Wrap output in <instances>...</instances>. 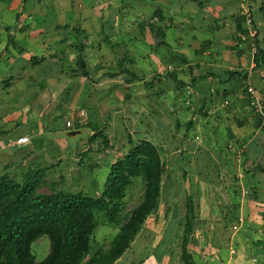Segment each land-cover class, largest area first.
I'll return each mask as SVG.
<instances>
[{"label":"crops","instance_id":"1","mask_svg":"<svg viewBox=\"0 0 264 264\" xmlns=\"http://www.w3.org/2000/svg\"><path fill=\"white\" fill-rule=\"evenodd\" d=\"M250 2L256 42L264 53V0ZM92 17L100 28L97 34L87 28L96 27ZM245 32L238 0H0V88L9 98L0 103H13L17 112L0 116V131L12 117L20 122L19 112L32 103L35 85L42 96L54 89L70 94L68 80L81 79L74 116L72 109L53 116L91 126L93 132L95 124L108 128L117 112L110 107L101 112L102 102L122 108L131 99L132 86L143 84L161 96L149 100L156 109L171 103L172 113L162 112V118L155 112L153 128L146 124L126 134L125 152L130 142L146 140L159 148L166 174L184 171V184L169 186L184 187V202H193L195 222L188 243L193 264H264V126L253 116L245 92L251 84L264 98V71L251 61L250 43L242 41ZM87 36L88 44L82 42ZM99 70L112 83L100 98V78L92 77ZM114 87L126 92L120 102L111 94ZM188 88L194 91L191 109L179 102ZM73 89L76 94L77 87ZM226 100L229 105L222 107ZM64 101L69 102L68 96ZM125 108L119 112L123 125V117L130 115ZM84 115L87 119H81ZM142 115L148 113L136 115L144 124ZM22 136L32 135L2 133L0 156L6 153V140L16 143ZM174 138L177 147L167 149ZM175 193L169 198L172 212L180 202ZM182 231L176 234L180 239ZM155 264L179 262L162 258Z\"/></svg>","mask_w":264,"mask_h":264},{"label":"rangeland","instance_id":"2","mask_svg":"<svg viewBox=\"0 0 264 264\" xmlns=\"http://www.w3.org/2000/svg\"><path fill=\"white\" fill-rule=\"evenodd\" d=\"M92 18L95 20L94 24L96 27H93L92 25L91 28H87L89 29V32L95 30L97 34V31L100 28L96 23L95 17ZM107 32H109V30H107ZM88 39L87 36L82 42L88 44ZM69 69H71V67H69ZM102 72H104V70H99L97 74L92 76L94 78H100L98 81V87H101L102 90L97 92L98 97L102 94H108V92H110L108 89L112 86V83H107L109 78L103 76ZM79 80H68L73 85L71 93L74 92L73 88L77 87V89H75L76 94L73 93L72 95L71 93H66L65 89H54L52 91H45L42 96V92L40 93L39 90L40 86H33L38 89L33 91L34 97L31 99L32 103H30L28 108L24 107L22 111L19 112L20 122L16 124V122L12 121L15 117H12L13 119L9 120L11 122L4 123V132L0 131V135L2 133L12 132L15 134L16 138L19 134L32 135L31 139L28 138L29 142L22 144L21 146L15 145L14 138L6 140V153L3 157L0 156V176L7 171V167H5L6 162L9 161L10 158L11 160L13 158L19 161H17L18 163H15V160L12 161L10 163L12 165H9L10 167L8 171L17 180L20 179V175L28 168L46 169V172H44V174H46V184L40 189V192L49 193L52 183H56L57 186L55 188L57 190L64 189L68 192H81L86 195L92 194L96 196L102 190L106 177L110 172L111 163L115 160L121 159V157L124 156V153H127L125 152L127 149L126 134H131L130 132L133 133L135 131L138 132L139 128L143 130L146 124L148 126L150 124V127L153 128L155 122L153 114H157L155 112L160 113L162 118L164 117L162 112L166 114L172 113L171 111L173 108L171 103L159 106V109L161 110L156 109L157 107L149 100H155L154 97L160 99L161 96L152 94L148 87H146V89L143 84H138V86H132V90L130 91L131 99L125 103L122 108H117L118 105L115 103H108V105H106L107 103L105 101L102 102V105L100 106L101 112L106 111L108 107L117 111L112 114L113 119L111 124L105 130L109 139L108 144H105L101 138H97L93 143H89L90 136L93 134L90 130L91 126H88L87 128V125L84 126L81 123H74V121L71 122V127L73 128V131L77 133L72 136H67L69 131L67 130L68 127L66 126L67 122H65V118H63V116L55 117L53 115L72 109V116H74L73 113L78 108L77 96L82 93V83L81 79ZM6 83L7 82L4 81V84ZM111 91L113 98L118 102H120L119 100L126 94V92L121 91L116 87ZM148 94L151 99L148 98L143 100ZM0 96V100L2 98L4 100H9L7 96L1 94V88ZM67 96L69 102L64 101ZM42 101L44 102L42 103ZM140 101H143V103L140 104ZM162 102L164 103V99H162ZM69 103H72L70 108ZM12 104L13 103H5L1 105L0 103V116L4 113H17L15 110L12 111V109L15 108L11 107ZM62 105L63 107L61 108L60 106ZM124 108L130 115L126 113V116L123 117V119H126V123L123 125L122 120L120 119L121 114H119V112ZM154 109L158 111H155ZM28 110L29 114L26 116L25 111L27 112ZM141 110L142 112L148 113L145 118L142 115L146 122L144 124H141V121L139 122L136 116L141 113ZM79 111L80 110H78V114ZM132 112L135 113L133 116L135 117L134 119L129 118ZM84 113L86 112L84 111ZM25 116L27 123L24 121ZM81 119L87 118L84 115L81 116ZM168 119L173 120L170 117H168ZM15 120L17 121V119ZM75 121H78V115ZM96 123L98 122L96 121ZM94 126H97V124ZM19 127H21L20 130ZM98 127L101 128L100 125H98ZM32 129L33 131L31 132ZM181 129H183V127ZM17 130L19 132H17ZM32 137L35 141H32ZM178 143L179 140L174 138L168 143L166 148H172V150H174ZM15 151L17 154L11 157V154ZM30 154L32 155L30 156ZM184 178L186 177L183 170L165 175L162 183V197L160 198L157 211L147 218L140 233L131 244L130 249L127 250L114 264H155L156 261L161 260L162 258L163 260L169 259L172 262L178 261L179 264H184L181 259V239L180 236H176V234H178L179 231L181 232L184 226L183 212L185 208V188H178L177 186H172L170 188L169 186V184L174 181H179L184 184V180H182ZM143 190L144 185L141 179L138 177L133 178L132 184L128 188L124 199L125 205L122 209L121 216H127L137 205L140 204L143 197ZM171 191L173 193L176 192V201L177 198L180 200L176 212H172L173 210L171 208L172 202L171 199H169ZM169 208H171V210ZM96 220L97 227L94 232V241L92 243L93 252L97 251V249L107 250L110 246L111 240L118 231L117 228L111 226L107 222L103 213H97ZM48 253L49 240L46 236L39 238L33 243L32 254L35 256L37 262L42 261Z\"/></svg>","mask_w":264,"mask_h":264},{"label":"trees","instance_id":"3","mask_svg":"<svg viewBox=\"0 0 264 264\" xmlns=\"http://www.w3.org/2000/svg\"><path fill=\"white\" fill-rule=\"evenodd\" d=\"M255 45V67L264 71V53L257 42ZM191 125L189 123L187 129ZM92 128L89 143L97 138L109 143L105 133L107 126ZM67 136L72 135L69 132ZM165 166L157 146L146 140L130 142L128 153L111 166L102 190L96 196L57 190L56 183H52L49 193H43L40 189L46 184V169L28 168L17 180L7 167L0 176V264H114L130 249L147 218L157 211L167 173ZM136 177L144 185L142 201L123 217L124 199ZM193 210L189 198L185 202L180 244L184 264H193L188 253L195 222ZM97 213H103L107 222L118 231L107 250L93 252ZM43 236L49 240V253L37 262L32 245Z\"/></svg>","mask_w":264,"mask_h":264},{"label":"built area","instance_id":"4","mask_svg":"<svg viewBox=\"0 0 264 264\" xmlns=\"http://www.w3.org/2000/svg\"><path fill=\"white\" fill-rule=\"evenodd\" d=\"M240 5V14L244 19L246 32L245 35L242 37V41L249 42V52L251 54V61L254 62L255 55L257 53V47L255 45L256 37H257V28L255 26V22L253 19V5L251 4L250 0H238ZM253 66V65H252ZM247 96H248V103L249 108L255 118H258L260 121V126H264V98L259 94V92L251 85L249 84L246 87L245 90ZM193 96L194 91L191 88L186 89L183 92V95L181 98H179V102L183 105V107L187 109H191L193 106ZM229 105V102L226 100L222 102V107H227ZM216 109L214 108L211 110L212 114H215ZM66 126L68 128L71 127V123L67 122ZM199 137H196V140L199 141ZM29 139L27 136L19 137L16 140V143L19 145L28 143ZM248 191H245V194H247ZM233 253V251H231Z\"/></svg>","mask_w":264,"mask_h":264},{"label":"water","instance_id":"5","mask_svg":"<svg viewBox=\"0 0 264 264\" xmlns=\"http://www.w3.org/2000/svg\"><path fill=\"white\" fill-rule=\"evenodd\" d=\"M76 132H70V135H74Z\"/></svg>","mask_w":264,"mask_h":264}]
</instances>
